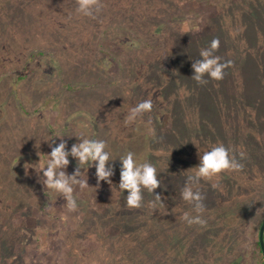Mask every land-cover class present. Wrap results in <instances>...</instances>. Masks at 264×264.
Wrapping results in <instances>:
<instances>
[{
	"label": "rangeland",
	"instance_id": "obj_1",
	"mask_svg": "<svg viewBox=\"0 0 264 264\" xmlns=\"http://www.w3.org/2000/svg\"><path fill=\"white\" fill-rule=\"evenodd\" d=\"M100 3L89 18L76 0H0V264H241L239 253L253 264L264 219V0ZM213 38L232 63L222 80L199 84L191 64ZM145 99L154 134L141 120L125 124ZM85 126L114 158L131 150L153 163L163 204L145 191L128 207L117 160L111 184L88 170L69 212L37 162L46 140L65 136L53 139L70 147ZM218 143L244 152V167L200 182L206 223L189 225L181 188Z\"/></svg>",
	"mask_w": 264,
	"mask_h": 264
},
{
	"label": "clouds",
	"instance_id": "obj_2",
	"mask_svg": "<svg viewBox=\"0 0 264 264\" xmlns=\"http://www.w3.org/2000/svg\"><path fill=\"white\" fill-rule=\"evenodd\" d=\"M100 0H76L75 13L77 15L89 18L95 16L101 10ZM70 18V17H69ZM220 41L213 38L207 47L200 49L199 58L191 64V78L199 84H205L209 79L220 81L224 78L225 69L231 65V61L221 62L217 56L216 50L219 48ZM152 110V100L145 99L138 102L135 106L128 109L125 119L126 125H132L141 120L150 134H154L151 127V120H143L146 113ZM62 121H58L59 126ZM61 138L65 136H54ZM46 140L50 152L43 154L44 159L41 162L40 157L37 163L40 165V175L44 178V186L53 194L61 197L66 204L69 212L78 210L77 198L74 196V188L84 189L89 187L87 183V172L94 168V176L97 185L100 181L111 184V179L115 174L114 164L119 161V183L118 189L123 194L126 204L131 208H140L144 199V192L150 193L156 199L151 202L153 207L157 202H161L159 194L153 195L155 189L160 186L158 179L157 167L148 160H141L137 154L131 150L125 151L119 157H113L109 150V143L105 139L93 138L88 134L86 126L78 129L75 135L76 142L68 147L67 141L60 139L59 143L53 139ZM54 145V146H53ZM69 157L76 164L71 174L66 169L69 165ZM245 153H239V159L234 154L233 149L226 147L223 143L209 146L206 150L198 155L199 163L188 170L184 185L181 188V199L192 206V212L184 211L181 219L187 224H201L206 221L202 218L201 213L204 211L203 195L200 191V182L211 181L213 178L219 180L220 174L228 171L239 172L244 165L241 160L244 159ZM32 168V167H31ZM86 178L82 179L81 177ZM214 188H218V183H213ZM192 213H195L193 215Z\"/></svg>",
	"mask_w": 264,
	"mask_h": 264
},
{
	"label": "trees",
	"instance_id": "obj_3",
	"mask_svg": "<svg viewBox=\"0 0 264 264\" xmlns=\"http://www.w3.org/2000/svg\"><path fill=\"white\" fill-rule=\"evenodd\" d=\"M260 224H261V222L258 225L259 227H260ZM253 253L254 254H253L252 258L255 259L253 261V264H262L263 263V256H262V251H261V247H260V244H259L258 239L255 242V248L253 250ZM234 258H235V260L238 259V258H240L241 259V264H243L244 261L246 262L245 255H242L241 253H239L238 255H236Z\"/></svg>",
	"mask_w": 264,
	"mask_h": 264
},
{
	"label": "water",
	"instance_id": "obj_4",
	"mask_svg": "<svg viewBox=\"0 0 264 264\" xmlns=\"http://www.w3.org/2000/svg\"><path fill=\"white\" fill-rule=\"evenodd\" d=\"M258 241L261 247L263 263L264 264V219L261 221L259 231H258Z\"/></svg>",
	"mask_w": 264,
	"mask_h": 264
}]
</instances>
